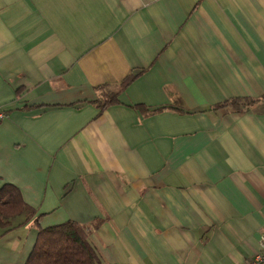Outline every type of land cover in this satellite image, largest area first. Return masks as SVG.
Masks as SVG:
<instances>
[{"label": "crops", "instance_id": "obj_1", "mask_svg": "<svg viewBox=\"0 0 264 264\" xmlns=\"http://www.w3.org/2000/svg\"><path fill=\"white\" fill-rule=\"evenodd\" d=\"M263 96L264 0H0V189L35 212L0 227V264L68 221L101 223L99 264H245L264 240V101L207 110Z\"/></svg>", "mask_w": 264, "mask_h": 264}, {"label": "trees", "instance_id": "obj_2", "mask_svg": "<svg viewBox=\"0 0 264 264\" xmlns=\"http://www.w3.org/2000/svg\"><path fill=\"white\" fill-rule=\"evenodd\" d=\"M139 75L140 73L129 75L115 89L109 87L98 88L96 90L95 105L100 110L119 105L120 94ZM263 101L264 96L259 99H229L220 105L208 109L207 112L224 111L227 114L241 115ZM133 109L145 115L149 112L140 106L133 107ZM34 215V210L22 201L20 193L15 187L6 185L0 189V227L5 229V232H7V226L10 224V221L20 216H25L28 221ZM100 224L99 221H94L88 227L68 221L62 225L47 229L37 228L38 235L25 264H99L89 244V237L93 231L98 229ZM34 225L36 227V224Z\"/></svg>", "mask_w": 264, "mask_h": 264}, {"label": "built area", "instance_id": "obj_3", "mask_svg": "<svg viewBox=\"0 0 264 264\" xmlns=\"http://www.w3.org/2000/svg\"><path fill=\"white\" fill-rule=\"evenodd\" d=\"M3 119V115L0 114V120ZM245 264H264V240L259 244L258 252L251 257Z\"/></svg>", "mask_w": 264, "mask_h": 264}]
</instances>
